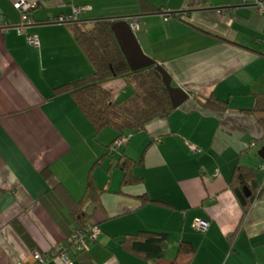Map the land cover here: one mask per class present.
<instances>
[{
    "label": "crops",
    "instance_id": "obj_1",
    "mask_svg": "<svg viewBox=\"0 0 264 264\" xmlns=\"http://www.w3.org/2000/svg\"><path fill=\"white\" fill-rule=\"evenodd\" d=\"M19 1L0 0V264H66L55 248L71 244L70 207L84 196L91 171L108 189L104 210L84 204L100 230L84 252L66 251L72 264H155L121 245L124 234L143 229L169 233L167 262L188 240L198 248L189 264H264V129L251 111L264 93V11L244 0H26L37 4L20 33ZM99 20L129 25L189 95L145 133L127 132L121 146L112 145L119 133L97 132L70 94L53 96L57 86L94 73L73 24ZM103 86L116 100L133 89L122 77ZM211 97L227 110L204 109ZM126 155L140 162L135 173L144 181L122 188L117 160ZM238 164L258 169L263 187L247 214L229 186ZM46 168L68 196L43 178ZM145 193L171 207L141 205ZM196 218L210 222L205 233L195 229ZM36 252L49 260H36Z\"/></svg>",
    "mask_w": 264,
    "mask_h": 264
},
{
    "label": "trees",
    "instance_id": "obj_2",
    "mask_svg": "<svg viewBox=\"0 0 264 264\" xmlns=\"http://www.w3.org/2000/svg\"><path fill=\"white\" fill-rule=\"evenodd\" d=\"M73 26L75 36L91 60L95 71L88 77L57 86L53 96L70 94L93 123L97 132L106 128L115 129L119 137L113 141L114 143L112 142V145L127 132L144 130L151 120L175 110L163 75L155 65L137 70L130 67L111 21L99 20L88 26L74 22ZM116 77L124 78L133 87V92L121 100L114 99L110 91L103 86L104 81ZM201 105L204 109L219 113H224L228 106L226 101L215 97L201 102ZM251 111L258 116L264 129V93L258 94L256 107ZM263 139L264 133L260 141ZM109 154L110 150L106 155ZM100 162L101 159L97 160L95 166ZM139 164V161L128 155L117 160V166L124 172L122 188L143 183V178L135 173V168ZM258 172V169L238 164L229 181V186L238 197L245 214L263 191L257 177ZM43 178L60 195L68 196V190L52 168H46L43 171ZM246 187L251 192L250 195L247 194ZM107 190L99 186L91 171L84 196L78 200L74 199L70 207L76 223V228L70 237L71 244L56 247L55 255H60L64 259V255L69 258L67 250L76 253L84 252L86 249L78 246L75 235L85 238L88 246L96 240L94 233L100 228L98 223H92L93 214L84 209V204L85 201L91 200L96 209L104 210L102 196ZM119 193H122V190H119ZM138 198L141 205L159 203L171 207L167 202L151 198L148 193ZM121 245L125 250L155 264H189L198 251L192 241L184 240L179 246L175 259L167 262L166 256L170 246L169 233L149 229L124 234ZM41 255L44 262L49 260V258L45 260L42 253ZM35 259L41 261L36 256Z\"/></svg>",
    "mask_w": 264,
    "mask_h": 264
},
{
    "label": "water",
    "instance_id": "obj_3",
    "mask_svg": "<svg viewBox=\"0 0 264 264\" xmlns=\"http://www.w3.org/2000/svg\"><path fill=\"white\" fill-rule=\"evenodd\" d=\"M113 27L117 29L116 36L130 67L137 70L155 65L163 75V80L168 88L174 107H179L189 97L188 93L183 88L174 86L173 77L165 66L143 51L137 36L133 34L132 28L129 25L115 23ZM259 155L264 158V146L260 149ZM246 191L248 195L251 194L247 187Z\"/></svg>",
    "mask_w": 264,
    "mask_h": 264
},
{
    "label": "built area",
    "instance_id": "obj_4",
    "mask_svg": "<svg viewBox=\"0 0 264 264\" xmlns=\"http://www.w3.org/2000/svg\"><path fill=\"white\" fill-rule=\"evenodd\" d=\"M245 2H255L259 8H261L262 11H264V0H244ZM37 3L35 2H31V1H26V0H21L19 2H17L15 5L17 7V9L20 11L21 15H22V22L20 25L17 26L18 30L20 33H26L27 31V27L33 23V20H31V17L29 15V12L31 11L32 8H34L36 6ZM82 7L81 6H77L75 8V12H76V16H78V14L82 11ZM225 9H219L220 13H225ZM169 19V18H166ZM133 26L135 28L140 27V25L137 23V21H133ZM29 39V43L34 45V46H40L41 45V41L40 38L38 36L35 35H29L28 36ZM126 136L120 137L117 140V146H121L124 142L127 141ZM189 148L192 152L198 153L201 151V149L197 146V145H189ZM209 201L210 202H214L215 201V197L211 196L209 197ZM195 226L197 227L198 230L202 231V232H206L209 227H210V222L208 220H205L203 218H196L195 220ZM75 237L77 238V244L80 248H88V242L86 241L85 238H80L78 237V235H75ZM35 256L37 259H40L41 261H44L43 256L41 255L40 252H36ZM64 260L66 264H71V260L64 255Z\"/></svg>",
    "mask_w": 264,
    "mask_h": 264
},
{
    "label": "rangeland",
    "instance_id": "obj_5",
    "mask_svg": "<svg viewBox=\"0 0 264 264\" xmlns=\"http://www.w3.org/2000/svg\"><path fill=\"white\" fill-rule=\"evenodd\" d=\"M133 91V89H131V92ZM139 133H145L144 131H140ZM196 230H198L196 227H195ZM199 231V230H198ZM195 233H197L196 231H194Z\"/></svg>",
    "mask_w": 264,
    "mask_h": 264
}]
</instances>
